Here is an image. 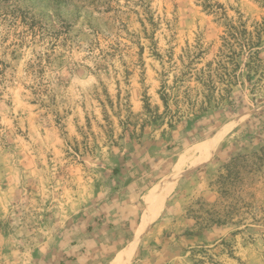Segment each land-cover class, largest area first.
Here are the masks:
<instances>
[{
  "label": "rangeland",
  "instance_id": "rangeland-1",
  "mask_svg": "<svg viewBox=\"0 0 264 264\" xmlns=\"http://www.w3.org/2000/svg\"><path fill=\"white\" fill-rule=\"evenodd\" d=\"M163 184L118 264H264V0H0V264H115Z\"/></svg>",
  "mask_w": 264,
  "mask_h": 264
},
{
  "label": "bare ground",
  "instance_id": "bare-ground-1",
  "mask_svg": "<svg viewBox=\"0 0 264 264\" xmlns=\"http://www.w3.org/2000/svg\"><path fill=\"white\" fill-rule=\"evenodd\" d=\"M212 145V144H211ZM210 146H207L206 148H208ZM175 180V179H174ZM173 180V181H174ZM170 184V183H169ZM171 188V187H170ZM169 189V186L167 184H163L160 189H159V193L158 195L152 199L148 205V211H147V216L144 219V221L142 222V228L138 233V236L136 237L135 241L133 243H131L126 249L125 251H123L122 255L119 256L115 262V264L120 263L121 261H126L128 260L129 256L134 252L137 242L140 238V236L142 235V233L145 231V229L148 227L149 223L156 218V216L158 215L160 209H159V204L162 201V197L164 195V193ZM172 190V189H170ZM164 198V197H163ZM142 237V236H141Z\"/></svg>",
  "mask_w": 264,
  "mask_h": 264
}]
</instances>
